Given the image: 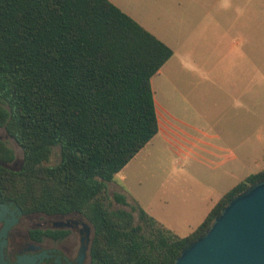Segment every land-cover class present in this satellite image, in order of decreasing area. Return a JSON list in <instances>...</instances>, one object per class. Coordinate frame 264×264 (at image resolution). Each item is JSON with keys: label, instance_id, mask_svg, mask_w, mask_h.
<instances>
[{"label": "trees", "instance_id": "1", "mask_svg": "<svg viewBox=\"0 0 264 264\" xmlns=\"http://www.w3.org/2000/svg\"><path fill=\"white\" fill-rule=\"evenodd\" d=\"M172 54L110 0H0V127L23 153L17 170L0 164V199L83 213L90 264H172L229 199L264 178L262 168L236 183L187 236L140 207L111 208L107 183L158 132L150 79ZM12 158L0 140V162Z\"/></svg>", "mask_w": 264, "mask_h": 264}, {"label": "rangeland", "instance_id": "2", "mask_svg": "<svg viewBox=\"0 0 264 264\" xmlns=\"http://www.w3.org/2000/svg\"><path fill=\"white\" fill-rule=\"evenodd\" d=\"M126 1L175 53L150 79L158 132L107 194L111 208L140 207L187 236L227 190L264 168V0ZM58 159L54 147L47 163Z\"/></svg>", "mask_w": 264, "mask_h": 264}, {"label": "flooded vegetation", "instance_id": "3", "mask_svg": "<svg viewBox=\"0 0 264 264\" xmlns=\"http://www.w3.org/2000/svg\"><path fill=\"white\" fill-rule=\"evenodd\" d=\"M4 132L0 140L12 149L13 158L0 163L17 170L22 163V149ZM3 228L6 231L0 237V264H90L93 226L79 211L26 212L11 200L0 199V231Z\"/></svg>", "mask_w": 264, "mask_h": 264}, {"label": "water", "instance_id": "4", "mask_svg": "<svg viewBox=\"0 0 264 264\" xmlns=\"http://www.w3.org/2000/svg\"><path fill=\"white\" fill-rule=\"evenodd\" d=\"M172 264H264V178L229 199Z\"/></svg>", "mask_w": 264, "mask_h": 264}, {"label": "crops", "instance_id": "5", "mask_svg": "<svg viewBox=\"0 0 264 264\" xmlns=\"http://www.w3.org/2000/svg\"><path fill=\"white\" fill-rule=\"evenodd\" d=\"M112 3H114L115 5H117L119 8H121L124 12H126L127 14H129L131 17H133L139 24H141L142 26H144L147 30H149L151 33H153L156 37H158L160 40H162L164 42V39L158 35L153 29H151L150 27H148V25L146 24V21L144 20V18L140 17L136 11H134V4L132 2H127L126 0H110ZM166 43V42H164ZM167 44V43H166ZM168 45V44H167ZM174 51L172 56L174 55ZM155 103V109H156V115H157V120L159 121V112L157 109V101L154 100ZM159 129V126H158ZM244 179V178H243Z\"/></svg>", "mask_w": 264, "mask_h": 264}]
</instances>
